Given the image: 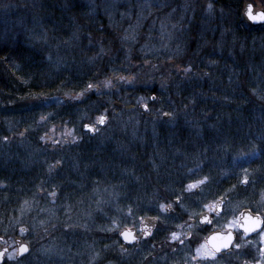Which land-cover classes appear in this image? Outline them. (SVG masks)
<instances>
[{
  "label": "trees",
  "instance_id": "trees-1",
  "mask_svg": "<svg viewBox=\"0 0 264 264\" xmlns=\"http://www.w3.org/2000/svg\"><path fill=\"white\" fill-rule=\"evenodd\" d=\"M244 1L212 0L211 10L196 3L177 30L171 49L178 51L148 55L147 65L137 51L146 37L134 33L129 52L119 40L110 41L120 10L111 17L85 0H38L27 15L49 31L47 44L27 38L15 17L0 11L4 242L18 236L4 225L15 219L22 200L42 203L34 196L49 187L58 194L55 213L69 208L75 213L71 223L83 217L91 231L78 244H63L64 258L51 264H208L194 252L209 227L190 220L210 201L232 202L237 216L254 209L264 195V25L244 18ZM250 1L264 7V0ZM188 66L191 71L185 72ZM133 74V85L103 87L106 79ZM160 79L165 88L158 87ZM90 84L99 90L85 92ZM141 97L148 112L136 106ZM153 111L170 118L150 123ZM96 116L106 122L93 134L85 126L95 124ZM54 127L75 128L77 143L46 152L41 140ZM57 164L59 173L52 175ZM246 177L249 182L242 183ZM198 182L203 185L188 189ZM198 189H204L201 195ZM159 204H171L173 211L160 213ZM156 217L157 227L146 240L120 241L123 228H139ZM173 232L179 240L171 238ZM250 238L256 244L245 249L243 259L257 255L260 241ZM28 245L31 251L33 244ZM28 255L2 264H46ZM221 264L243 260L223 257Z\"/></svg>",
  "mask_w": 264,
  "mask_h": 264
},
{
  "label": "rangeland",
  "instance_id": "rangeland-1",
  "mask_svg": "<svg viewBox=\"0 0 264 264\" xmlns=\"http://www.w3.org/2000/svg\"><path fill=\"white\" fill-rule=\"evenodd\" d=\"M85 1L92 7L93 10H99L102 13L107 12V14L108 12H111V17L114 16L116 11L120 10V13L117 12L120 15L119 17L118 14H115L117 18L120 19V21L117 26L113 27L110 41H116V39L119 40L124 45V48L120 47L124 51L129 52L130 49H132L133 46L129 44H132L133 40L135 39L134 36L136 37V34L134 33L138 32V36H140V38L146 37L145 40H141L144 41V43L142 44L143 47H137V51L141 52L142 57L145 58V65L151 63L148 55L156 54L161 51L167 52V54L178 51L171 49V47H175L177 44L175 43L177 30H179V28L181 27V24L185 18V13H187L186 10H194L196 3H199L201 5L203 4V7L206 9H208L207 6L210 3L213 6L212 0H179V2H175L173 0H169V2L165 0ZM38 3V0H0V11L3 15L9 14L12 17L14 16L17 22V27L20 28L21 33L24 34L27 38L38 43L41 42L43 44H47V42L52 40L49 31L40 28V26L37 24L38 21L31 18V16L30 18H28L27 15V12L29 11L28 8H37ZM33 13L35 14V11ZM28 20L31 22L30 24L27 23ZM121 28L122 30H120ZM133 53L135 54V52ZM131 77L134 78L130 82L128 80L121 81L120 79H117V81H115L112 79L114 85L113 87L118 85H133L136 82V78L134 74L131 75ZM157 85L159 88H165V85L161 81V79L157 81ZM110 89H112V87ZM105 90H109V88H105ZM80 95L81 93H79L77 97H79ZM152 96L153 98L155 97L154 95ZM141 103H144L146 106H148L146 99H142L141 97L136 102V106L138 107V109ZM148 110L149 108L147 107L145 111H141L144 113L148 112ZM153 115V119L150 120V123L158 122L161 118L164 120H168L170 118V116H167L168 114L159 111H153ZM98 118L99 116H96L95 124L91 125L95 127L96 131L99 128L98 125H100L97 122ZM50 130V133L46 134V136H44L41 140L42 144L47 145L45 149L48 150H46V152L57 153V145H62L64 143H72L74 145L78 141V135L76 134V130L73 127H54ZM94 132L91 131V133L93 134ZM65 157L67 159L68 156L65 155ZM68 168L72 169L73 167L68 166ZM52 170V175H57L59 173L58 164ZM58 177L61 176L59 175ZM193 185H197L198 187H200L203 185V183L198 182V184ZM195 188L196 187L192 189ZM48 190H50L49 187L47 189H42L40 195L34 196V198L39 197V200H41L42 203L38 202V200H22L21 205L18 209L19 211H17L16 213V217L12 216L15 219L11 218L12 221L9 220L7 224L4 225V229H9L10 231L17 230L18 236H20L21 234H25L26 241L33 244V248L28 252L29 255L26 254L25 256L28 255L30 258L36 256L35 258L41 260V263L51 264L59 257L64 258L63 249L61 247L63 246V244L69 243L68 247H70V242L78 244L79 241L86 240V237L90 235L91 231L87 232L88 228H86V224L88 222H83V217H80L76 222L71 223V220L74 218L75 213L70 214L69 208L61 206V210L59 211V213L58 211L57 213H55L54 210L56 209H54L55 207L53 205L57 202L56 197L58 196V194L48 192ZM203 190L204 189H198V193L201 195ZM214 203L215 201L208 202L204 206V210L213 213L216 209ZM57 206L59 207V205ZM218 210L219 214L214 216L213 219L214 227L220 229L231 228L233 230H237V227H230V225H233L234 222L239 220V215L235 216L236 209L232 202H226L222 204L218 207ZM39 217H41V220H38V223L34 225L29 224L28 227L27 224H24L25 222H27V220H30V218ZM24 225H26L28 229H26ZM22 228L26 229L27 231L21 232ZM49 229H52L53 231L55 229L57 230V232H54V236L52 233L53 231H48ZM40 233L43 235V237ZM253 235L255 236V239L257 238V241L259 243L260 240L258 239L256 234L254 233L251 236ZM55 240L57 245H54ZM6 243L10 247L9 252H12L16 249L13 241L4 242L3 244ZM260 243L262 246H264V243ZM83 245L85 244L83 243ZM201 246L204 247L202 248ZM198 248H201L200 253L197 252ZM205 250L211 249L205 244L204 241L198 243V247L194 252L195 257L199 260H202L199 257L205 254ZM224 257L228 259L229 256ZM4 260L11 262L7 260L6 257ZM12 264H17V262H14ZM23 264H25V261H23Z\"/></svg>",
  "mask_w": 264,
  "mask_h": 264
},
{
  "label": "snow or ice",
  "instance_id": "snow-or-ice-1",
  "mask_svg": "<svg viewBox=\"0 0 264 264\" xmlns=\"http://www.w3.org/2000/svg\"><path fill=\"white\" fill-rule=\"evenodd\" d=\"M208 9L211 10L212 4L210 3L208 6ZM248 18L252 22H259L264 21V13L252 15L251 10L248 12ZM127 38V37H126ZM185 72L191 71V66H188L184 69ZM134 77H124L119 76L118 79L121 81L128 80L129 82ZM113 80L112 79H106L103 82V87L108 89L113 87ZM95 87L96 90H99V85H88V87L85 89V92H88L89 90H92ZM145 108L147 106L145 105ZM99 124H104L106 122V117L101 116L98 118L97 121ZM85 128L89 131H96L94 126L86 125ZM71 134V133H69ZM4 139H7L6 137ZM242 183L247 184L249 180L247 177L245 180L241 181ZM194 187H198L197 185H188V189H192ZM256 204V207L254 209H247L245 213H243V223H239L238 221L234 222L233 225H230V227H237L238 235H233L232 232H228L227 235L221 237L222 243L220 245H214L213 249L211 250H205V254L203 256H200L199 258L202 260L208 261V264H221V260L224 256H230L234 261L240 262L243 260V264H264V247L257 249V255H253L250 260L243 259L247 254L245 252V249H247L249 246L252 248L255 247L256 241L251 239L250 236L252 233H255L260 242L264 243V195H262L260 201H254ZM183 204L181 205V208L183 209ZM160 213H170L173 211L172 205L169 204L167 206L163 204L158 205ZM167 216V215H164ZM153 219H159V217L153 218ZM167 221L166 219H164ZM203 223L211 224L212 221L208 219L207 216L203 217ZM239 229H243L242 233H239ZM26 231V229H21V232ZM142 232L144 235H151L150 230L147 228V225L142 229ZM126 241H134L136 237L132 234L131 231H124L120 233ZM171 238L173 240H179V236L173 232L171 233ZM180 243H183V241H180ZM202 248L204 246H201ZM30 251V248L27 245L21 244L18 248H16L14 251L9 252L7 248H5L3 251H0V261H3L5 257L9 261H17L20 258L24 257L28 252ZM201 248L197 249V252L200 253Z\"/></svg>",
  "mask_w": 264,
  "mask_h": 264
},
{
  "label": "water",
  "instance_id": "water-1",
  "mask_svg": "<svg viewBox=\"0 0 264 264\" xmlns=\"http://www.w3.org/2000/svg\"><path fill=\"white\" fill-rule=\"evenodd\" d=\"M249 10H251V13L252 15H256V14H260V13H264V7H257L255 6V4L250 1V0H246L244 1L243 3V6H242V12H243V16L244 18L253 26H260V25H264V21H259V22H252L249 18H248V12ZM114 105H116L117 107H121V103H118V102H115ZM132 106L130 105H127V106H124L125 109H129L131 108ZM139 107L141 108V110L145 111L146 108H145V104L144 103H141L139 105ZM221 202L220 200L217 201V205H219ZM247 209H243L241 211V214L239 215V223H243V213H245ZM204 216H207L209 220L212 221L211 219V216H210V213L208 211H204L202 213H200L197 217L196 220H192V222H195L197 221L199 224H207V223H203V217ZM212 224V223H211ZM211 224H207V225H211ZM145 225H147V228L151 231H153L156 227H157V220L156 219H152V218H147L145 219L141 225H140V232H137L138 229L136 227H125L123 228L120 232H119V239L120 241L124 244V245H134L136 244L139 240H146L149 235H144L143 232H142V229L145 227ZM124 231H131L132 234L136 237V239L134 241H126L124 239V237L120 234L121 232H124ZM239 231L243 232V229H239ZM228 232H232L233 235H236L235 231L232 230V229H226V230H221V229H213L211 230L207 236H206V244L211 248L213 249V246L214 245H220L223 241L221 239V237L227 235ZM254 234V233H252ZM251 234V235H252ZM4 241V237L2 235H0V243H2ZM15 241V248H18L21 244H24V245H28V243L26 241H24L20 236H17L15 237L14 239ZM5 248L8 249V251L10 250V247L8 245H4V246H1L0 247V251H3ZM28 254V253H27ZM4 261V260H3ZM3 261H0V264L3 263Z\"/></svg>",
  "mask_w": 264,
  "mask_h": 264
},
{
  "label": "flooded vegetation",
  "instance_id": "flooded-vegetation-1",
  "mask_svg": "<svg viewBox=\"0 0 264 264\" xmlns=\"http://www.w3.org/2000/svg\"><path fill=\"white\" fill-rule=\"evenodd\" d=\"M222 203H223V201H221V203H220L219 205H216V209L214 210L213 213L210 214L212 221H213V219H214V216H216V215L219 214L218 207L221 206ZM191 221H192V219H191ZM193 223H196V222H193ZM204 226H207V224H204ZM208 227H209V230L207 231L205 237L207 236V234H208L211 230H213V229L216 228V227H214V221H213L212 225H210V226H208ZM236 235H238V233H236ZM205 237H204V239H205ZM262 247H264V246H262L261 243H260L259 248H262Z\"/></svg>",
  "mask_w": 264,
  "mask_h": 264
}]
</instances>
